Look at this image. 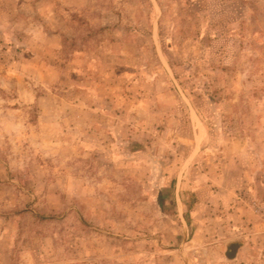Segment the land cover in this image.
Instances as JSON below:
<instances>
[{"label": "rangeland", "instance_id": "374dc122", "mask_svg": "<svg viewBox=\"0 0 264 264\" xmlns=\"http://www.w3.org/2000/svg\"><path fill=\"white\" fill-rule=\"evenodd\" d=\"M0 264H264V0H0Z\"/></svg>", "mask_w": 264, "mask_h": 264}, {"label": "water", "instance_id": "95a60500", "mask_svg": "<svg viewBox=\"0 0 264 264\" xmlns=\"http://www.w3.org/2000/svg\"><path fill=\"white\" fill-rule=\"evenodd\" d=\"M230 248L234 251L236 248H237V245L235 244V245H231L230 246ZM232 254H234V252H232ZM231 254H229V256H230Z\"/></svg>", "mask_w": 264, "mask_h": 264}]
</instances>
